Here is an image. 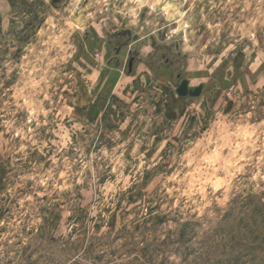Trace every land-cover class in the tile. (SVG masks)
<instances>
[{"label": "rangeland", "instance_id": "rangeland-1", "mask_svg": "<svg viewBox=\"0 0 264 264\" xmlns=\"http://www.w3.org/2000/svg\"><path fill=\"white\" fill-rule=\"evenodd\" d=\"M0 264H264V0H0Z\"/></svg>", "mask_w": 264, "mask_h": 264}, {"label": "flooded vegetation", "instance_id": "flooded-vegetation-1", "mask_svg": "<svg viewBox=\"0 0 264 264\" xmlns=\"http://www.w3.org/2000/svg\"><path fill=\"white\" fill-rule=\"evenodd\" d=\"M55 1H59V0H55ZM130 35H131L130 31L123 29V31L118 33L116 37L124 38V37H129ZM116 49H117L118 53H120L122 50V48H118V47ZM154 56H157V55L155 54ZM161 56H163V55H161ZM162 59H163V57H162ZM155 61H156V59H154V64L157 63ZM137 63H138V61H137L136 56L130 52V59H129V63H128V69H129L130 73H132L134 71V67L137 65ZM179 64H180V61H178L177 59L166 58L164 61V64L162 65L163 66L162 68L167 69L169 76L174 79V81L177 85V90L181 86L183 81L186 80L184 78V74L179 70V68H180ZM187 81L189 82L187 92L189 93V92L194 91L197 88V86H192L191 82L189 80H187ZM187 96H190V95L188 94Z\"/></svg>", "mask_w": 264, "mask_h": 264}, {"label": "water", "instance_id": "water-1", "mask_svg": "<svg viewBox=\"0 0 264 264\" xmlns=\"http://www.w3.org/2000/svg\"><path fill=\"white\" fill-rule=\"evenodd\" d=\"M188 83L189 82L187 80H184L181 86L178 88L177 92L180 96L184 97L187 96L188 94L190 96H200L202 94L204 88L203 85L198 86L194 91L188 93L187 92L189 86Z\"/></svg>", "mask_w": 264, "mask_h": 264}]
</instances>
